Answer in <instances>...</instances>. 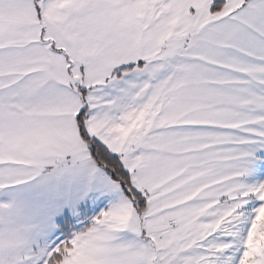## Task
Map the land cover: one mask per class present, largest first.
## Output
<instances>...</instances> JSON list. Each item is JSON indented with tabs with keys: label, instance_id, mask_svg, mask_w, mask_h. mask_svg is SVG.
<instances>
[{
	"label": "snow or ice",
	"instance_id": "obj_1",
	"mask_svg": "<svg viewBox=\"0 0 264 264\" xmlns=\"http://www.w3.org/2000/svg\"><path fill=\"white\" fill-rule=\"evenodd\" d=\"M0 264H264V0H0Z\"/></svg>",
	"mask_w": 264,
	"mask_h": 264
}]
</instances>
